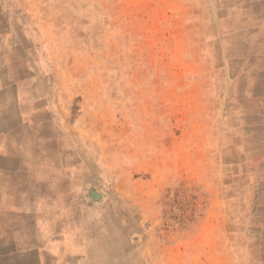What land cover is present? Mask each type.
I'll use <instances>...</instances> for the list:
<instances>
[{"label": "rangeland", "instance_id": "obj_1", "mask_svg": "<svg viewBox=\"0 0 264 264\" xmlns=\"http://www.w3.org/2000/svg\"><path fill=\"white\" fill-rule=\"evenodd\" d=\"M251 1L0 0L33 95L75 140L63 149L80 169L78 264H204L248 246L261 262L264 25Z\"/></svg>", "mask_w": 264, "mask_h": 264}, {"label": "crops", "instance_id": "obj_2", "mask_svg": "<svg viewBox=\"0 0 264 264\" xmlns=\"http://www.w3.org/2000/svg\"><path fill=\"white\" fill-rule=\"evenodd\" d=\"M249 12L264 25V0L251 1ZM16 33L8 19L0 18V264H78L88 256L76 199L80 169L75 156L63 149L75 140L33 95L39 77L31 74L25 57L15 54ZM257 35H264V27ZM261 114L264 109H257L255 116ZM248 229L254 234L249 245L257 237L264 243V228H258L257 237L256 227ZM248 247L247 254L237 257L207 252L204 264H264V255L261 262H252Z\"/></svg>", "mask_w": 264, "mask_h": 264}, {"label": "water", "instance_id": "obj_3", "mask_svg": "<svg viewBox=\"0 0 264 264\" xmlns=\"http://www.w3.org/2000/svg\"><path fill=\"white\" fill-rule=\"evenodd\" d=\"M89 196L93 198L94 200H98V201L102 199V194L95 189H91L89 191Z\"/></svg>", "mask_w": 264, "mask_h": 264}]
</instances>
